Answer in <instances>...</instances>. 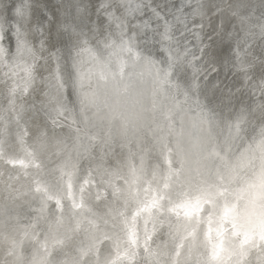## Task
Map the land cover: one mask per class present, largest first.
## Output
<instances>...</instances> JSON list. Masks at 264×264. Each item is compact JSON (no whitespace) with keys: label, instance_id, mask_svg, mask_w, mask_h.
Returning <instances> with one entry per match:
<instances>
[{"label":"clouds","instance_id":"obj_1","mask_svg":"<svg viewBox=\"0 0 264 264\" xmlns=\"http://www.w3.org/2000/svg\"><path fill=\"white\" fill-rule=\"evenodd\" d=\"M0 264H264V0H0Z\"/></svg>","mask_w":264,"mask_h":264}]
</instances>
